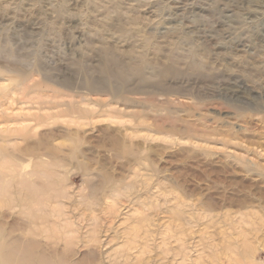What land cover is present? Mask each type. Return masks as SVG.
Segmentation results:
<instances>
[{"label": "rangeland", "instance_id": "obj_1", "mask_svg": "<svg viewBox=\"0 0 264 264\" xmlns=\"http://www.w3.org/2000/svg\"><path fill=\"white\" fill-rule=\"evenodd\" d=\"M40 138L70 194L35 211L36 239L67 221L95 235L89 264L223 263L245 242L264 264V0H0V150L28 171L17 149Z\"/></svg>", "mask_w": 264, "mask_h": 264}, {"label": "bare ground", "instance_id": "obj_2", "mask_svg": "<svg viewBox=\"0 0 264 264\" xmlns=\"http://www.w3.org/2000/svg\"><path fill=\"white\" fill-rule=\"evenodd\" d=\"M40 140L41 141L38 140L37 142L23 140L25 141L24 146L17 149V154L19 153L18 159L21 158V156H24L28 158L29 163L32 161L31 168L28 171L24 170L23 166L21 165L19 166L17 164H13L15 162L11 161L12 163L10 162L8 164V159L15 155L12 153V151L7 154H2L3 149L0 150V155L2 159H4L2 161L0 160V199L1 197L6 195H9L11 199L12 196H14L15 198L12 199L14 201H10L8 204L12 206L22 207L26 210L27 213V223L25 224L26 229L24 228L25 231L21 235L14 234V230L16 229L15 226H12L14 223L11 226L8 225V227H10L8 229L4 226V223H0V237L2 238L0 241V264H89V260L93 259L92 257L95 256L93 249H89L92 248L89 247L91 246L89 245V243L92 244L93 242H97L95 235L91 237H89L88 235L86 239L84 237V240L78 238L77 236H72L71 238L67 236L68 233L71 234L72 232H77L81 226H77L78 228H76V226H73L74 223H68L67 221L66 223L59 222L57 225L56 223H49L51 226L53 225V227H55L56 225L57 229L63 230L62 232L60 231L61 235H59L60 233L58 234L54 232L56 227L54 231H48L49 236L47 237L54 240V242L51 241L52 245L35 238V236L41 235L42 231L38 232L37 230H34L32 228V225H40L41 222L37 223V221L43 220L44 222L45 220L41 217V215H36L35 211H43L47 206H50V204L52 206V203H56V205L59 206V203L63 202V199H68V195L70 194H68L69 191L63 184L66 180V177L63 178L64 181H59L57 178L59 173H56L57 171L53 170L55 167L52 168L53 166H56L58 168L62 167V165H59L58 163L56 164L52 160H50V157L48 156V154L53 153V148L50 147L48 141H43L41 138ZM46 156H48L49 159L46 158ZM15 158H17V156H15ZM3 161L5 163H2ZM80 168L82 170V173H84L85 175H89V169L87 167L80 165ZM262 168L264 169V165H262ZM82 197L83 196H81L80 198ZM71 205H74V203L71 202ZM86 205H83V207ZM80 206L82 205H79V207ZM56 217L54 216L53 218L56 219ZM41 224L43 225V223ZM94 227H96V225ZM91 232L92 231H90V233ZM93 232L95 233L94 230ZM65 234L67 237L65 236ZM87 234L89 233H86V235ZM60 241L63 242L62 246L60 245ZM245 243L243 245L244 248L242 250V253H236L241 257V260L235 259V261H232V259H230L228 260V262L226 261L223 263H219V261H217L218 258H214L216 256L214 255V260H212L213 262L209 261V264H263L261 260L258 262L255 260V258H259L260 252H256V248H253L251 246L249 247ZM78 244H83L87 250H84V255H82L83 253L81 254L82 257L79 256L80 258L76 259L77 252L75 246ZM111 257L112 256L109 255L107 258L110 260ZM120 262L117 259L114 262L112 261L113 264H121Z\"/></svg>", "mask_w": 264, "mask_h": 264}]
</instances>
